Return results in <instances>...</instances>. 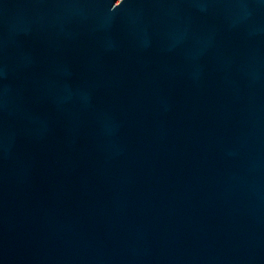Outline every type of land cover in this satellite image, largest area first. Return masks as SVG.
I'll list each match as a JSON object with an SVG mask.
<instances>
[{
	"label": "water",
	"instance_id": "water-1",
	"mask_svg": "<svg viewBox=\"0 0 264 264\" xmlns=\"http://www.w3.org/2000/svg\"><path fill=\"white\" fill-rule=\"evenodd\" d=\"M0 264H264V0H0Z\"/></svg>",
	"mask_w": 264,
	"mask_h": 264
}]
</instances>
